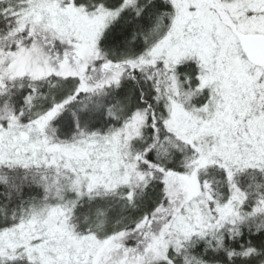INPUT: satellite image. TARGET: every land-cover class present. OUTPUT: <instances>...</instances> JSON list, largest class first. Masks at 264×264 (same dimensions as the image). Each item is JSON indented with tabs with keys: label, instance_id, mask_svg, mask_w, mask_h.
Here are the masks:
<instances>
[{
	"label": "snow or ice",
	"instance_id": "1",
	"mask_svg": "<svg viewBox=\"0 0 264 264\" xmlns=\"http://www.w3.org/2000/svg\"><path fill=\"white\" fill-rule=\"evenodd\" d=\"M0 264H264V0H0Z\"/></svg>",
	"mask_w": 264,
	"mask_h": 264
}]
</instances>
